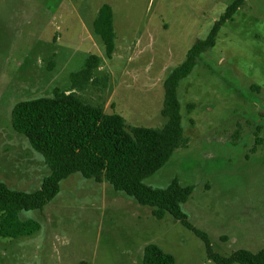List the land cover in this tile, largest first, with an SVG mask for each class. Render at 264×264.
Segmentation results:
<instances>
[{
	"label": "rangeland",
	"instance_id": "1",
	"mask_svg": "<svg viewBox=\"0 0 264 264\" xmlns=\"http://www.w3.org/2000/svg\"><path fill=\"white\" fill-rule=\"evenodd\" d=\"M232 1L0 0V182L32 193L49 175L42 156L12 129L10 114L15 104L51 98L55 89L121 116L128 127L162 129L165 78ZM104 4L115 33L110 59L92 30ZM90 55L99 59L92 82L74 87L71 75ZM177 95L186 142L143 183L163 189L177 179L191 186L181 209L213 253H258L264 249V0L243 1ZM18 219L36 221L39 230L0 238V264H141L149 244L176 264H214L203 243L170 216L156 220L151 208L79 174L62 180L40 211L20 212Z\"/></svg>",
	"mask_w": 264,
	"mask_h": 264
},
{
	"label": "trees",
	"instance_id": "2",
	"mask_svg": "<svg viewBox=\"0 0 264 264\" xmlns=\"http://www.w3.org/2000/svg\"><path fill=\"white\" fill-rule=\"evenodd\" d=\"M243 1L233 0L227 5L206 37L194 43L184 61L165 78L161 114L167 121L162 129L128 127L121 116L106 114L100 106L85 104L73 93L56 89L51 98L15 104L10 114L11 127L42 156L49 175L32 193L10 190L0 182V238L16 239L36 233L38 223L21 222L18 213L40 211L56 197L62 180L79 174L96 183L105 181L114 191L132 198L140 206L151 208L156 220L170 216L203 243L206 258L214 264H264V249L256 254L239 250L229 257L212 252L206 234L194 228L181 209L191 195V186H181L177 179L163 189L143 183L167 163L176 148L185 144L177 95L179 83L190 75L200 56L214 46L219 29L232 19ZM92 30L103 46L105 57L110 59L115 49V33L108 5L98 9ZM98 64L95 55L88 56L82 68L71 75V84L83 88L92 82V72ZM100 81L106 86V79ZM259 131L255 130V146L261 144ZM141 264L176 263L171 255L149 244L143 249Z\"/></svg>",
	"mask_w": 264,
	"mask_h": 264
}]
</instances>
